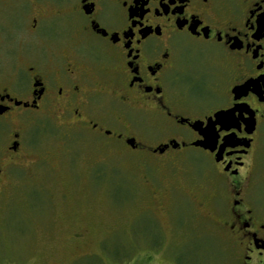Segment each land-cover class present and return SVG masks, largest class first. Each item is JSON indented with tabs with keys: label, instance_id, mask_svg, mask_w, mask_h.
<instances>
[{
	"label": "flooded vegetation",
	"instance_id": "flooded-vegetation-1",
	"mask_svg": "<svg viewBox=\"0 0 264 264\" xmlns=\"http://www.w3.org/2000/svg\"><path fill=\"white\" fill-rule=\"evenodd\" d=\"M44 122L67 155L204 152L227 264H264V0H0V203Z\"/></svg>",
	"mask_w": 264,
	"mask_h": 264
},
{
	"label": "rangeland",
	"instance_id": "rangeland-1",
	"mask_svg": "<svg viewBox=\"0 0 264 264\" xmlns=\"http://www.w3.org/2000/svg\"><path fill=\"white\" fill-rule=\"evenodd\" d=\"M22 128L28 155L14 196L0 203V264H227L206 200L216 175L204 152L67 155L56 124Z\"/></svg>",
	"mask_w": 264,
	"mask_h": 264
},
{
	"label": "water",
	"instance_id": "water-1",
	"mask_svg": "<svg viewBox=\"0 0 264 264\" xmlns=\"http://www.w3.org/2000/svg\"><path fill=\"white\" fill-rule=\"evenodd\" d=\"M215 117L218 119V118L222 117V114L219 112V113H217L215 115ZM207 142H208V140L205 139L204 142H197V143H194L192 145H194V146H201V147L207 148L208 147V143ZM171 145L173 147H176L177 146L176 144H173V143H171Z\"/></svg>",
	"mask_w": 264,
	"mask_h": 264
}]
</instances>
